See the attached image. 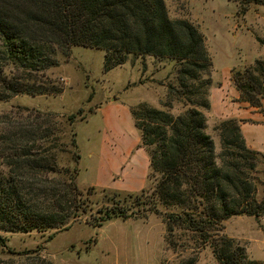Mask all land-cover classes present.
Returning <instances> with one entry per match:
<instances>
[{
    "label": "trees",
    "instance_id": "16d2710c",
    "mask_svg": "<svg viewBox=\"0 0 264 264\" xmlns=\"http://www.w3.org/2000/svg\"><path fill=\"white\" fill-rule=\"evenodd\" d=\"M72 47L103 51L105 73L129 56L174 62L160 82L166 91L160 109L130 107L149 160V188L135 194L80 189L76 114L16 107L0 113V231L56 233L83 219L99 229L112 219L146 221L154 214L164 224L167 248L181 230L198 247L209 245L218 264H260L222 232L231 217L264 218L253 175L264 155L247 148L235 119L214 127L218 153L206 134L212 62L197 27L169 19L163 0H0V102L61 94L44 72ZM230 81L238 102L262 112L264 57L233 69ZM99 195L107 203L93 211L91 197Z\"/></svg>",
    "mask_w": 264,
    "mask_h": 264
},
{
    "label": "rangeland",
    "instance_id": "374dc122",
    "mask_svg": "<svg viewBox=\"0 0 264 264\" xmlns=\"http://www.w3.org/2000/svg\"><path fill=\"white\" fill-rule=\"evenodd\" d=\"M171 20H186L203 35L206 49L212 62L211 79L223 81L229 69L242 70L264 57V0H163ZM246 6L247 10L243 11ZM262 44H261V43ZM58 67L49 69L44 75L62 87L57 96L30 97L17 95L8 102H0V113L16 107L52 112L64 118L76 114L72 125L78 139V150L83 151L87 140L85 134L101 132L102 117L92 116L93 109L101 107L110 99H118L125 114L113 118L112 125L121 131L129 148L127 160L131 167L136 164L144 171L141 186L135 194L149 188L147 155L140 149V136L134 128L130 107L147 104L160 109L165 97V88L160 85L173 73V61H156L153 57L134 58L129 56L125 64L103 72V51L84 47H72L68 58L56 55ZM137 60V61H136ZM62 80V81H61ZM135 83V84H134ZM203 111L209 121L215 120L223 106L220 94L214 93L215 107ZM81 112L77 114V111ZM89 116V117H88ZM85 119L88 120L85 123ZM218 124V123H217ZM216 124V125H217ZM216 125L208 124L205 132L213 140L215 151L220 150L219 140L214 132ZM258 180L256 199L264 197V160L260 159L253 174ZM84 179L77 184L80 189ZM93 211L106 204L102 196L91 197ZM259 225L264 218L255 219L236 216L224 222L222 234L245 247L249 260L262 259L264 250L253 242L262 240ZM164 224L154 214L147 220L112 219L99 229L85 224L84 219L66 231L5 233L4 247H0V264H218L209 245L198 247L191 235L181 230L175 232L173 248L164 242ZM50 240L48 236L52 235ZM242 239L250 240L246 244ZM244 240V241H245Z\"/></svg>",
    "mask_w": 264,
    "mask_h": 264
},
{
    "label": "crops",
    "instance_id": "0c3cea01",
    "mask_svg": "<svg viewBox=\"0 0 264 264\" xmlns=\"http://www.w3.org/2000/svg\"><path fill=\"white\" fill-rule=\"evenodd\" d=\"M143 59V62L146 61V58ZM232 70H228L226 77L221 82L211 79L210 108L215 107L213 94L218 93L223 110L215 120L209 121V118L205 117L206 128L208 124L214 126L227 119L240 121V131L247 148L264 155V97L261 100L262 112L249 107L246 103L238 102L239 93L230 81ZM97 114L102 117L103 128L101 132L97 131V134H85L87 140L85 148L83 151L78 150L80 158L77 181L80 178L84 179V183L81 184L84 189L93 187L97 190L134 192L139 184L143 183L145 174L144 171L138 170L136 164L131 167L127 160L130 151L126 147L124 135L121 131H116L112 125L113 118L118 114H125V110L121 104H118V99L113 98L101 107L93 109L91 115L96 116ZM84 121L88 122L87 119ZM140 149L146 153L143 148L140 147ZM147 165H149L148 156ZM258 228V233L262 234V240L253 243L258 245L259 250H264V225H259ZM233 239L237 240L238 238ZM242 240L246 244L251 243L250 240ZM255 260L264 264V256L262 259Z\"/></svg>",
    "mask_w": 264,
    "mask_h": 264
},
{
    "label": "built area",
    "instance_id": "2783aa9c",
    "mask_svg": "<svg viewBox=\"0 0 264 264\" xmlns=\"http://www.w3.org/2000/svg\"><path fill=\"white\" fill-rule=\"evenodd\" d=\"M62 81V80H61Z\"/></svg>",
    "mask_w": 264,
    "mask_h": 264
}]
</instances>
